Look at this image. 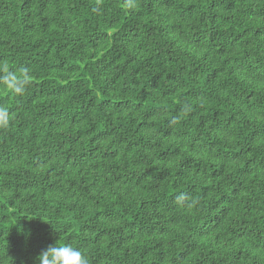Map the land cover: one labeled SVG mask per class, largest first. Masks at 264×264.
Wrapping results in <instances>:
<instances>
[{
    "label": "trees",
    "instance_id": "trees-1",
    "mask_svg": "<svg viewBox=\"0 0 264 264\" xmlns=\"http://www.w3.org/2000/svg\"><path fill=\"white\" fill-rule=\"evenodd\" d=\"M0 62V264H264V0H0Z\"/></svg>",
    "mask_w": 264,
    "mask_h": 264
},
{
    "label": "clouds",
    "instance_id": "clouds-1",
    "mask_svg": "<svg viewBox=\"0 0 264 264\" xmlns=\"http://www.w3.org/2000/svg\"><path fill=\"white\" fill-rule=\"evenodd\" d=\"M133 7L131 3L128 5ZM31 84L30 70L20 67L12 70L8 62H0V90L13 96H22ZM12 117L9 109L0 105V129L9 127ZM183 199V195L177 197ZM35 264H89L87 254L72 242H63L61 236L52 245L43 250L36 258Z\"/></svg>",
    "mask_w": 264,
    "mask_h": 264
}]
</instances>
